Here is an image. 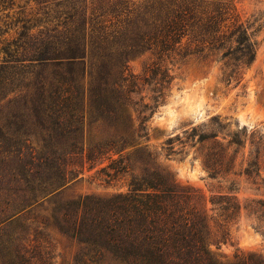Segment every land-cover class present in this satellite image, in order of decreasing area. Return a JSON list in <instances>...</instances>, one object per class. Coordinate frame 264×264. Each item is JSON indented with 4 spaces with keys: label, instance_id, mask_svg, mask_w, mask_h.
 <instances>
[{
    "label": "trees",
    "instance_id": "obj_1",
    "mask_svg": "<svg viewBox=\"0 0 264 264\" xmlns=\"http://www.w3.org/2000/svg\"><path fill=\"white\" fill-rule=\"evenodd\" d=\"M50 3L56 13L52 33H21L35 41L13 43L5 50L6 56L0 61V103L8 91L16 94L22 79L34 73L33 68L41 69L32 86L39 106L57 125L78 129L76 125L94 116L117 129L124 146L117 152L119 157L102 168L108 176L128 172L129 157L122 153L125 145H135L136 137H148L146 122L152 112L145 114L144 110L151 105L143 103L139 84L141 80L144 85L157 80L160 87L153 90L160 95L153 99L158 101L165 84L170 83L163 62L174 57L220 61L240 51L235 58L238 66L249 67L256 58L258 42L247 37L244 49L240 40L236 47L231 46L229 29L210 14V4L202 8L200 0ZM223 6L226 13L231 10ZM146 50L157 55L150 75H132L127 65L129 56ZM228 75L238 78L239 72ZM197 132L193 128L190 137ZM244 135L241 131L222 137L201 133L199 141L217 137L202 149V161L211 177L231 180L232 175L243 176L261 194L242 200L230 187L231 191L214 195L210 199L212 210L220 213L212 216L211 224L199 202L193 201L187 190L179 189L168 173L149 169L133 176L125 193L108 198L87 196L61 209L69 212H62V220L56 224L79 245L74 264H223L211 247L228 239L235 225L246 219L264 234V140L251 139L247 149ZM86 157L88 161L96 158L93 152ZM49 254L45 251L42 264L48 263ZM20 257L27 262L25 254ZM238 264L264 261L250 256Z\"/></svg>",
    "mask_w": 264,
    "mask_h": 264
},
{
    "label": "rangeland",
    "instance_id": "obj_2",
    "mask_svg": "<svg viewBox=\"0 0 264 264\" xmlns=\"http://www.w3.org/2000/svg\"><path fill=\"white\" fill-rule=\"evenodd\" d=\"M200 3L202 8L209 3L210 14L229 29L231 46L236 47L240 40L244 49L248 40L257 41L256 58L249 67L238 66L235 58L240 51L220 61L166 60L162 69H168L170 83L165 84L158 101L153 99L160 95L153 90L160 87L157 80L145 85L141 80L140 96L151 105L144 113L152 112V117L146 122L148 137H136V144L127 143L122 151L129 157L126 173L108 176L101 171L119 157L117 152L124 146L115 127L94 116L76 125L78 129L64 127L39 106L32 85L41 69L33 68L34 73L22 79L16 94L8 91L0 103V264H42L45 251L50 253L47 264H74L79 245L59 230L56 223L62 220V212H69L61 209L87 196L108 198L125 193L132 177L149 169L168 173L179 189L199 202L211 224L212 216L220 213L212 210L214 195L231 191L230 187L242 200L262 193L240 175H232L231 180L211 177L201 151L217 137L199 141V136L218 133L222 137L241 131L247 149L251 139L264 140V0ZM223 4L231 10L226 13ZM53 9L50 0H0V61L9 45L35 41L21 33H52ZM156 61L151 50L132 54L128 71L144 78ZM233 71L239 72L238 78L228 75ZM130 113L135 117L133 109ZM193 128L198 132L190 137ZM88 152L96 158L88 161ZM211 248L223 264H238L250 256L264 261V234L244 219L232 228L228 239ZM20 254H25L27 262Z\"/></svg>",
    "mask_w": 264,
    "mask_h": 264
}]
</instances>
